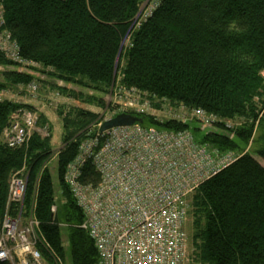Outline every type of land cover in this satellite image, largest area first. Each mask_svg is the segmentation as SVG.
I'll list each match as a JSON object with an SVG mask.
<instances>
[{
	"label": "trees",
	"instance_id": "1",
	"mask_svg": "<svg viewBox=\"0 0 264 264\" xmlns=\"http://www.w3.org/2000/svg\"><path fill=\"white\" fill-rule=\"evenodd\" d=\"M146 0H2L5 28L27 62L50 68L48 76L98 93H107L120 70L125 89L162 99L172 106L201 109L220 119L202 133L194 122L143 118V126L160 131L190 130L193 140L220 152L237 150L258 135L256 155L264 161V0H159L152 14L134 28ZM129 37L124 50L122 42ZM123 64L119 66V60ZM0 64L11 65L0 55ZM0 90L26 85L35 76L3 69ZM3 82V83H2ZM61 96L104 107L101 97L49 85ZM25 104L0 99V219L6 213L33 216L45 244L65 264H95L93 240L80 227L83 213L72 197L65 173L81 143L97 133V113L60 104L61 146L53 150L52 128L43 114L24 143L1 141L5 128ZM240 118L229 137L227 120ZM13 119V118H12ZM237 126V125H234ZM198 127V128H197ZM231 129V130H232ZM224 130V131H223ZM101 140V139H100ZM55 160L57 184L64 203L52 214L54 185L48 161ZM21 171L26 191L21 205L9 202V179ZM100 180L90 159L79 167L78 181L96 186ZM195 216L190 243L195 264H264V167L250 154L202 182L189 197ZM67 228L64 249L60 224Z\"/></svg>",
	"mask_w": 264,
	"mask_h": 264
},
{
	"label": "built area",
	"instance_id": "2",
	"mask_svg": "<svg viewBox=\"0 0 264 264\" xmlns=\"http://www.w3.org/2000/svg\"><path fill=\"white\" fill-rule=\"evenodd\" d=\"M158 3L148 2L142 12L140 8L138 23L145 21ZM0 55L15 63L19 71L30 64L20 57L16 42L5 28L2 0ZM27 88L34 91L37 85L30 83ZM120 91L112 114L146 109L147 101L140 98V92ZM172 108V120L181 123L191 122L193 117L203 128L221 121L201 109L189 110L182 105ZM20 115L24 126L16 121ZM36 118L34 112L17 111L4 130L6 144L14 147L24 143ZM233 122L227 120L226 128ZM87 159L100 176L94 187L78 181L79 167ZM235 159L230 151L196 143L190 130L160 131L136 124L114 127L85 139L64 181L83 213L80 227L94 242L95 264H193L196 250L189 247L183 230L189 197ZM25 191L26 178L21 171L13 173L8 201L21 205ZM51 212H55V206ZM38 225L33 216L23 219L20 211L15 216L6 213L0 219V264H63L48 246H41Z\"/></svg>",
	"mask_w": 264,
	"mask_h": 264
},
{
	"label": "rangeland",
	"instance_id": "3",
	"mask_svg": "<svg viewBox=\"0 0 264 264\" xmlns=\"http://www.w3.org/2000/svg\"><path fill=\"white\" fill-rule=\"evenodd\" d=\"M152 1H156V0H147L141 6V8H142L141 12L144 10V8L146 7L147 3L148 2H152ZM137 15L140 16L139 10H138ZM138 21H139V18H138V20L136 19V20L133 21L134 28L135 27L137 28L139 26L138 25ZM141 22H143V21H140V23ZM128 38L129 37H125L123 39V42H122V45H121L123 50L126 47H128V45H129V39ZM122 64H123V58H120L119 66L122 65ZM30 67H31L30 70L34 71L35 73H37L39 75H42V74L48 75L45 72L46 70H44L45 68H42L41 66L34 68L35 66H31L30 65ZM39 75L35 76L34 80L36 82H38V85H40V87H39L38 91L32 93V97L38 98V99H40V101H43V102L44 101L45 102H50V105L48 106L49 107V111L50 112L52 111V113H53L54 110H55V107L57 105L61 104L60 101H62V97H61V95H59L57 93V91H54L51 88H49V85H47V82L43 83V79H41ZM262 75L264 76V72H262ZM115 76H116V80L114 82L115 84H113V86L109 88V92H107V93L106 92L105 93H98L96 91H92V90L85 89V88H80V87H78L76 85H70L69 83H65V82H63L62 85H64V86L68 85L67 86L68 88H72V89H75V90L82 91L83 93H85L87 95H95L97 97H101V99H103L104 102H105V105H104L103 108L102 107H98V106H96L94 104L93 105H89V104H86V103H83V102H79L78 100H74V99H73L74 100L73 104L75 106L77 105V106H79V107H81L83 109H86V110L92 111L94 113H97L99 115L100 119L105 120V119H109L113 115L111 112L115 108H112V105L117 102V98L122 92V91H120V89L124 88L120 84L121 74H120V70L118 68L116 70ZM46 78L47 77L45 76L44 79H46ZM117 79H118V81H117ZM58 81H60V80H58ZM0 82H1V78H0ZM12 87L13 86H9V87L4 88L3 90H0V98H3L1 94L5 93V92L6 93H10L11 91L12 92H19L21 95L25 94V96H26V94L28 95V93H29L27 90H25L26 91V93H25L24 89L19 91V90H16V89H12ZM56 95H58V96H56ZM136 96L137 95H135V97ZM140 98L143 101H147V107H146V109L143 112L136 111L137 109H135V110L134 109H130V110L125 109L122 112L126 111V112H129V113L132 112L134 114L146 115V116H149V117H155L158 120H165V119L168 120V119H172L173 118L172 115L174 113V110H171V109H173L172 108L173 106L169 105L168 103H165L164 100L158 99V98H154V97H152V96H150L148 94H143V93H141ZM55 100H58V101L55 102ZM191 116L192 115H189V117H191ZM101 117H103V118H101ZM12 118H14V116H12ZM12 118H11V120H12ZM233 119H234V122H233L232 127H228L229 130H228L227 134H229L228 135L229 137L233 136V131H234L232 129L233 127L235 128V127H240L241 126V125H239L241 123L239 121L240 120L239 117H235ZM193 120H194V118L192 117L190 121H191V124L193 125L192 127L195 128V124H194ZM16 121L20 125L24 126V120H23V117H21V115H20V117L17 118ZM235 123L238 124V125L234 126ZM35 124L36 123H34V125L29 128V133H30L29 135H31V132L33 130H36V131L38 130L39 131V127H37V125H35ZM199 130H201L202 133H208V132H211V131H220V132H222V130H217V129H215V127L213 128L212 125H207V126H205L203 128L200 127ZM43 132H45L47 134V132L45 130ZM257 135H258V128H257V126H255L253 131H252V135H251V138L248 141V143L246 145H244V146L239 145L238 149L237 150H232L231 153L233 154L234 158H237L238 156H240V155H242L244 153H248V154L252 155L264 167V161L258 155H256V149L258 147V144L257 145L255 144L254 139L257 137ZM1 141L6 143L4 134L1 136ZM205 144H207V143H205ZM52 147H53V150L55 151V145H53ZM47 164H48V168L50 169L51 177H52V181H53V185H54V206L57 209V208H59L61 206L62 203H64V198L61 197V190L59 189L58 184H57L55 160L52 158L51 160L48 161ZM194 220H195V216L193 214V209H192L191 205L189 204L188 214H187L186 220L184 221V224H183V230L185 232V235L188 238V241H190V238H191L190 236H191V234L193 232ZM60 227H61V240H62V243H63V247H64V249H67V247H68V241H67L68 231H67V228L65 227L64 223H61ZM190 246H192L191 243L189 244V247ZM65 264H70L68 259L65 260ZM193 264H195V261L193 262Z\"/></svg>",
	"mask_w": 264,
	"mask_h": 264
},
{
	"label": "crops",
	"instance_id": "4",
	"mask_svg": "<svg viewBox=\"0 0 264 264\" xmlns=\"http://www.w3.org/2000/svg\"><path fill=\"white\" fill-rule=\"evenodd\" d=\"M46 69H48V68H45L44 70H46ZM32 75L38 76L39 74L34 72ZM39 76H40L41 79H43V83L47 82V85L55 84L54 80L56 81V79H54L53 77L46 76L47 78L44 79L45 78L44 74L39 75ZM70 85H72V84H70ZM12 89H16V90H19V91L24 89V92L26 93L25 85H22V84L15 85V86L12 87ZM1 95H2L3 99L9 100V101H13V102H16V103H22V104L28 105L36 113L43 114V116L47 120V123L52 128V138H51L52 146L55 145V151H57L60 148V146H61V136H62L61 122H60V119L58 118L57 114L55 113V110H54L53 113H52V111L51 112L49 111V107L48 106L50 105V102L40 101V99L32 97V95L29 94V93H28V95L26 94V96H25V94L21 95L19 92H12L11 91L10 93H6L5 92V93H2ZM61 97H62V101H60L61 104L74 105L73 104V102H74L73 99L68 98V97H64V96H61Z\"/></svg>",
	"mask_w": 264,
	"mask_h": 264
},
{
	"label": "water",
	"instance_id": "5",
	"mask_svg": "<svg viewBox=\"0 0 264 264\" xmlns=\"http://www.w3.org/2000/svg\"><path fill=\"white\" fill-rule=\"evenodd\" d=\"M143 118L131 113H118L110 119L104 120L98 127L99 132H104L109 128L117 126H131L134 124H142Z\"/></svg>",
	"mask_w": 264,
	"mask_h": 264
},
{
	"label": "bare ground",
	"instance_id": "6",
	"mask_svg": "<svg viewBox=\"0 0 264 264\" xmlns=\"http://www.w3.org/2000/svg\"><path fill=\"white\" fill-rule=\"evenodd\" d=\"M119 76V75H118ZM117 81H118V79H117ZM115 84V83H114ZM103 115V114H102ZM101 118H103V117H101ZM103 120V119H102ZM94 136V135H93Z\"/></svg>",
	"mask_w": 264,
	"mask_h": 264
}]
</instances>
